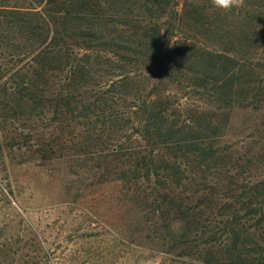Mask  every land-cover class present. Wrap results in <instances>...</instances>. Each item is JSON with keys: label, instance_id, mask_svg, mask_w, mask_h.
<instances>
[{"label": "trees", "instance_id": "trees-1", "mask_svg": "<svg viewBox=\"0 0 264 264\" xmlns=\"http://www.w3.org/2000/svg\"><path fill=\"white\" fill-rule=\"evenodd\" d=\"M253 1L223 12L210 0H0L6 140L43 164L87 158L131 180L200 259L264 264V161L220 144V112L235 99L264 115V59L210 43L218 15L251 54L257 46L241 41L256 40L246 33L249 14L262 15ZM174 86L206 96L208 109L183 110Z\"/></svg>", "mask_w": 264, "mask_h": 264}, {"label": "rangeland", "instance_id": "rangeland-1", "mask_svg": "<svg viewBox=\"0 0 264 264\" xmlns=\"http://www.w3.org/2000/svg\"><path fill=\"white\" fill-rule=\"evenodd\" d=\"M260 2L262 15L250 13L253 30H246L256 40L241 41L257 46L251 54L239 47L237 36L223 35L218 15L213 20L221 37L218 33L210 43L218 50L238 52L248 62L264 59V0ZM176 86L170 88L171 96L183 110L192 105L208 109L206 96ZM255 90L262 93L258 86ZM250 104L235 99L232 107L220 112L225 124L220 144L240 153H259L264 161V115L259 105ZM2 107L0 103V112ZM4 114L0 113V264H211L208 258L200 259L193 246H178V236L173 237L168 223L136 196L131 180L103 176L102 166L87 158L74 163L67 158L45 164L33 160L25 149L6 140L4 125L10 122L3 123ZM13 123L21 133L27 126L21 115Z\"/></svg>", "mask_w": 264, "mask_h": 264}, {"label": "clouds", "instance_id": "clouds-1", "mask_svg": "<svg viewBox=\"0 0 264 264\" xmlns=\"http://www.w3.org/2000/svg\"><path fill=\"white\" fill-rule=\"evenodd\" d=\"M211 5L223 12H230L234 8L241 7L243 0H210Z\"/></svg>", "mask_w": 264, "mask_h": 264}]
</instances>
